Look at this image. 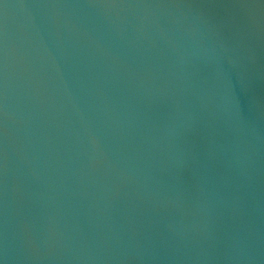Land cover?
<instances>
[{
  "label": "water",
  "instance_id": "obj_1",
  "mask_svg": "<svg viewBox=\"0 0 264 264\" xmlns=\"http://www.w3.org/2000/svg\"><path fill=\"white\" fill-rule=\"evenodd\" d=\"M0 264H264V0H0Z\"/></svg>",
  "mask_w": 264,
  "mask_h": 264
}]
</instances>
